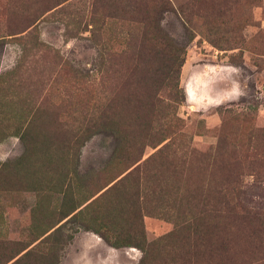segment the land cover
<instances>
[{
	"label": "rangeland",
	"instance_id": "1",
	"mask_svg": "<svg viewBox=\"0 0 264 264\" xmlns=\"http://www.w3.org/2000/svg\"><path fill=\"white\" fill-rule=\"evenodd\" d=\"M124 1L0 0V241L68 191L87 229L65 226L58 264H264V0H160L178 88L143 109L125 107L151 62ZM96 106L128 144L79 142Z\"/></svg>",
	"mask_w": 264,
	"mask_h": 264
},
{
	"label": "trees",
	"instance_id": "2",
	"mask_svg": "<svg viewBox=\"0 0 264 264\" xmlns=\"http://www.w3.org/2000/svg\"><path fill=\"white\" fill-rule=\"evenodd\" d=\"M124 2L127 12L132 13V16L128 18V22L138 24L142 28L141 45L137 51L138 57L143 56L144 59L147 60L148 58L151 62L148 69H134V72L139 73L138 81L133 88H127L128 91H133V95L128 94L125 107L141 109L173 108L170 103L173 101L172 96H169L168 102H163L156 97L161 89L175 92L178 88L177 74L182 62L183 49L175 46L157 26V17L159 19L161 11H173L169 7L165 8L161 5L160 0H149L147 2L143 0L142 2L140 0H125ZM155 16L157 17L155 18ZM103 49L99 47L98 50L108 58V52ZM152 63L157 66L151 68ZM138 88L145 92V95L136 97L135 91ZM94 108V112L91 113L89 118L90 125L88 123L82 131H79L81 135L79 142L94 133H101L111 137L116 147H119L121 142L128 144L132 132L131 134L124 133L122 128L108 125V117L103 109L99 106ZM173 115L166 114L165 117L168 116L169 122H171L173 118L175 119ZM171 129L172 127L169 126L161 127L153 136L155 142L153 145L157 147L159 154L162 153V149L166 150L170 147V138L175 133L174 131L171 132ZM121 130L123 133L120 132ZM121 150L116 148L114 151L119 152ZM64 194L65 197H62L57 209L46 207L31 210L29 213L30 222L24 230L25 238L23 240L0 241V264H58L60 251L71 238L69 234L64 232L65 226L76 223L87 229V226L79 221L83 212L80 209L78 210V202L75 203L73 195L69 194L68 191ZM86 215H90L89 219H93L95 216L90 213H86ZM91 231L94 232V230ZM97 235L111 247L116 248L119 246V244L110 243L105 235L101 233H97ZM125 244L138 246L128 241H125ZM141 252L143 256L138 264H142L144 258H146L145 250L142 249Z\"/></svg>",
	"mask_w": 264,
	"mask_h": 264
}]
</instances>
